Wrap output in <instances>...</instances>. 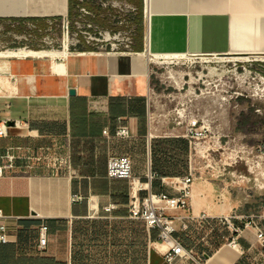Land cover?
Returning a JSON list of instances; mask_svg holds the SVG:
<instances>
[{
	"label": "crops",
	"instance_id": "1",
	"mask_svg": "<svg viewBox=\"0 0 264 264\" xmlns=\"http://www.w3.org/2000/svg\"><path fill=\"white\" fill-rule=\"evenodd\" d=\"M143 5L146 9L144 0ZM153 6L151 46L144 12L133 51H99L80 44L68 45L62 58H0V120L21 123L0 139V156L18 158L17 174L0 177V213L9 236L8 243H0V264H166L158 230L132 217L130 209L149 193L179 195L168 182L188 174L191 146L185 137L151 132L148 65L142 61L148 62L147 49L159 54H264V0H156ZM30 15L22 0H0L1 21L62 18ZM124 52L146 55L138 61L118 54ZM124 126L130 137L115 139ZM40 147L51 157H70L71 171L56 175L51 162L28 169L23 158ZM112 156L132 160L135 189L126 180L107 177ZM217 194L212 183H195L189 209L165 213L175 218L181 244L209 256L208 264H246L243 251L257 244L253 229L237 237L239 251L228 245L232 234L225 226L212 232L196 230L194 224L183 229L188 216L206 214L216 220L232 213L216 202ZM42 225L48 228V241L46 251L38 253Z\"/></svg>",
	"mask_w": 264,
	"mask_h": 264
},
{
	"label": "rangeland",
	"instance_id": "2",
	"mask_svg": "<svg viewBox=\"0 0 264 264\" xmlns=\"http://www.w3.org/2000/svg\"><path fill=\"white\" fill-rule=\"evenodd\" d=\"M104 1L126 2L136 11L125 12L122 4L119 6L122 11L119 7L115 12L111 7L102 10L99 0H22L23 8L31 14L27 17L62 18L54 19L51 26L47 21L35 23L41 30L50 27L51 30L41 35L29 29L20 33L10 31L8 23L1 22L0 51L23 47L61 49L63 18L70 23L69 46L85 44L97 49L82 38L79 44H72L74 22L79 21L81 6L95 14V18L88 20L104 31L118 32L117 22L129 21L134 35L127 51L135 50L144 12L147 16L143 0ZM107 10L115 16V21L99 17ZM44 38L47 44L42 41ZM229 56L237 55L186 54L163 64L147 57L149 125L158 136L179 140L185 137L190 142L195 183H212L218 193L216 202L232 210L231 215L259 216L264 212V54H243L242 57H249L244 61Z\"/></svg>",
	"mask_w": 264,
	"mask_h": 264
},
{
	"label": "built area",
	"instance_id": "3",
	"mask_svg": "<svg viewBox=\"0 0 264 264\" xmlns=\"http://www.w3.org/2000/svg\"><path fill=\"white\" fill-rule=\"evenodd\" d=\"M82 1V0H80ZM99 4L102 10L112 8L111 10L115 12V9L121 4L123 8L128 10L127 12H135L136 9L127 4L126 2H109L104 0H99ZM120 11L122 8L119 7ZM80 15L79 21L74 22L75 33L74 40L72 44L76 45L81 42L82 38L86 44H91L96 46L99 51H110L119 52L127 51L131 49L133 43L134 28L129 21L122 20L117 22L120 25L118 32H113L112 30L104 31L102 27L89 21L90 18H95V14L88 10V8L81 6L79 8ZM110 10V9H109ZM107 10L103 15L100 14L99 17L107 18L109 21H115V16ZM54 19H48L47 24L51 26ZM8 23L10 31H15L18 28L29 29L34 32L46 33L51 30L48 27L45 30H41L37 27V24L32 21H13L8 19L5 21L0 20V24ZM62 35L66 34L68 37L71 34L70 23L67 19L63 18L61 20ZM28 40V39H25ZM44 44H47L46 38L42 40ZM63 46V44H62ZM110 46V49H105L104 47ZM4 48V47H3ZM24 49H30V47H23ZM62 48V47H61ZM19 49V48H18ZM9 50V49H7ZM12 122V126L10 123ZM21 126L20 121L3 119L0 120V139H5L8 137V131L12 127L19 128ZM104 135L109 137L108 131H104ZM130 137V131L128 127H120L115 135V139H127ZM47 149L40 147L38 153L34 156L23 158L27 162V168L33 169L36 164L43 162H51L57 167L55 168L56 175L68 170L71 171V159L70 157H51L47 154ZM0 177L14 176L17 174V166L15 162L18 160L12 154H6L5 156H0ZM107 177L111 180H126L131 184L132 189L137 187L136 180L133 176V166L132 160L127 156L122 157H110L107 161ZM151 178V176H150ZM196 182L195 174L192 172L190 167L189 172L186 176L176 177L171 179L168 183L171 188L178 192L177 197H169L166 194H153L149 195L143 199L141 203H135L130 209L131 216L137 219H141L145 222L147 228L157 229L159 232V243L163 248V257L166 264H208L209 256L205 254H198L192 249L185 248L180 240L175 236L177 229L175 226V218L166 215V210L168 209H180L187 211L189 209V200L191 198L192 186ZM74 200H78L79 197L75 196ZM136 199V196H135ZM105 211L109 213L111 208H106ZM187 223L184 224L183 229L188 230L191 224H194L196 230H209L214 231L215 228L227 227L231 232V238L226 239L229 246L238 249L237 237H240L244 230L253 229L256 232V245H250L246 251H243V255L246 257V264H264V229L261 226V222L264 221V212L259 216H239L231 215L228 217L218 218L216 220L210 218L206 214L200 216H188L186 217ZM213 221H216L215 224ZM47 231L46 225H42L39 229V242L36 247L38 253H43L47 248ZM9 236L7 234V226L5 224V217L0 213V243H8Z\"/></svg>",
	"mask_w": 264,
	"mask_h": 264
},
{
	"label": "bare ground",
	"instance_id": "4",
	"mask_svg": "<svg viewBox=\"0 0 264 264\" xmlns=\"http://www.w3.org/2000/svg\"><path fill=\"white\" fill-rule=\"evenodd\" d=\"M146 2V12H147V43L148 45L152 43V35H153V25H154V21L156 20L155 15L153 14V11L155 9V7L153 6L156 2H154V4L152 3L153 0H144ZM157 4V3H156ZM153 7V9H152ZM155 12V11H154ZM169 12V11H168ZM175 12V11H173ZM185 12V11H184ZM167 13V12H166ZM63 50L57 51V49H49V50H33V49H24V48H20L17 51H5V52H1L0 51V58H7V57H11V56H21V55H29V56H38V57H42V56H48L51 59H56V58H62L65 56L66 54V50L68 49V45L70 44V38L65 34L64 38H63ZM59 50V49H58ZM148 50V54L149 57L152 58L151 60H153L154 63L156 64H163V63H168L169 61H171L172 59H178V58H184L186 55L184 54H180V53H164V54H159L157 52H153L152 53ZM120 56L122 57H126V58H136V60L138 59V61H142L143 58L145 57L146 54H142V53H118ZM230 59L233 60H240V61H244L247 60L249 57L247 56H241V55H237V56H229ZM149 59V58H148ZM136 60L133 59V61L135 62ZM149 61V60H147ZM173 61V60H172ZM176 61V60H174ZM143 65H148V62L144 63V61H142ZM170 63V62H169ZM174 63V62H173ZM139 64V63H138ZM155 65V64H154ZM140 66V65H139ZM137 65H135V67H139ZM144 68V67H143ZM149 69H146V76L149 77ZM141 75V74H140ZM144 76V75H143ZM149 80V79H148ZM149 85V84H148ZM147 89V88H146ZM149 89V88H148ZM147 91V90H146ZM149 91V90H148ZM250 161V159H249ZM252 167V166H251ZM255 175V174H254ZM195 185V184H194ZM201 185V184H200ZM203 186V185H201ZM200 188V187H199ZM207 189V188H206ZM195 190V189H194ZM210 190V189H209ZM205 192V191H204ZM208 192V191H207ZM210 192V191H209ZM194 193V192H193ZM209 194V193H208ZM194 199V198H193ZM196 201V200H194ZM220 205V204H219ZM226 207V206H225ZM229 208V207H228ZM229 210V209H228ZM197 213V212H196ZM223 214V213H222ZM225 215V213H224ZM233 250H237L239 251V249L237 248H232Z\"/></svg>",
	"mask_w": 264,
	"mask_h": 264
},
{
	"label": "trees",
	"instance_id": "5",
	"mask_svg": "<svg viewBox=\"0 0 264 264\" xmlns=\"http://www.w3.org/2000/svg\"><path fill=\"white\" fill-rule=\"evenodd\" d=\"M141 12H142V9H141ZM13 21H19V22L32 21V22H34L35 20H33V19H26V20H24V19H14ZM22 29H24V28L23 27L22 28H18V29L15 30V32L20 33L22 31Z\"/></svg>",
	"mask_w": 264,
	"mask_h": 264
},
{
	"label": "water",
	"instance_id": "6",
	"mask_svg": "<svg viewBox=\"0 0 264 264\" xmlns=\"http://www.w3.org/2000/svg\"><path fill=\"white\" fill-rule=\"evenodd\" d=\"M223 56H228V55H223ZM70 94H71V95H74L75 92H74V91H71ZM10 126H12V122L10 123Z\"/></svg>",
	"mask_w": 264,
	"mask_h": 264
}]
</instances>
